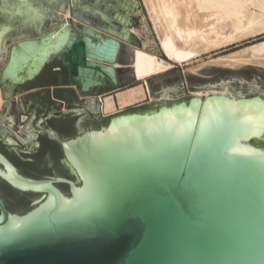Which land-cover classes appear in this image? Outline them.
Listing matches in <instances>:
<instances>
[{
  "label": "water",
  "instance_id": "1",
  "mask_svg": "<svg viewBox=\"0 0 264 264\" xmlns=\"http://www.w3.org/2000/svg\"><path fill=\"white\" fill-rule=\"evenodd\" d=\"M136 9L0 0V87L48 70L82 94L120 90ZM199 72L212 80L185 72L190 91L228 94L188 95L178 71L149 80L153 103L62 143L69 177L24 176L0 154V180L36 199L8 213L0 194V264H264V69Z\"/></svg>",
  "mask_w": 264,
  "mask_h": 264
},
{
  "label": "bare ground",
  "instance_id": "2",
  "mask_svg": "<svg viewBox=\"0 0 264 264\" xmlns=\"http://www.w3.org/2000/svg\"><path fill=\"white\" fill-rule=\"evenodd\" d=\"M142 2L159 37L165 59L142 48L126 49L128 52L124 60L128 65L123 66L120 61L116 68L132 70V76L139 84L116 94L98 98L101 113L107 117L145 101L153 103L154 98H151L148 81L164 75L176 65L191 64L214 51L264 34V0H142ZM54 12L60 13L67 20L71 17L69 9L66 14L56 9ZM119 39L124 50L125 45L122 39ZM211 63L227 68L257 66L264 69V40ZM201 68L202 66L195 67L192 71L199 74ZM191 93L198 97H209L210 93L228 94V87L225 90ZM3 104L4 98L0 90V110Z\"/></svg>",
  "mask_w": 264,
  "mask_h": 264
},
{
  "label": "flooded vegetation",
  "instance_id": "3",
  "mask_svg": "<svg viewBox=\"0 0 264 264\" xmlns=\"http://www.w3.org/2000/svg\"><path fill=\"white\" fill-rule=\"evenodd\" d=\"M61 78L67 79L68 74L47 70L23 86L0 87L4 100L24 94L21 104L12 101L2 114L0 110V154L24 176L69 177L71 173L62 164V143L77 137L81 130L105 124L101 112L92 109L91 100L96 99L98 104V96L112 90L103 87L82 94L76 87L60 85ZM21 123L24 126L20 127ZM60 188L65 191L63 188L67 187ZM0 194L8 213H26L36 200L34 196L16 192L3 180Z\"/></svg>",
  "mask_w": 264,
  "mask_h": 264
},
{
  "label": "rangeland",
  "instance_id": "4",
  "mask_svg": "<svg viewBox=\"0 0 264 264\" xmlns=\"http://www.w3.org/2000/svg\"><path fill=\"white\" fill-rule=\"evenodd\" d=\"M137 1H138L139 5H140L141 10L136 9L135 10V14L140 16V18L136 17L134 15L132 16V18H129V20L131 22H133L134 24L132 25L131 28H126V29H127V31H130V33H132L133 35H135L138 38V40L141 42V46L142 47L137 46V45H135V44H133L131 42H128V41H126V40L121 38L123 43H124V45H125V49L122 52L123 53L122 54V59H123L122 60V65L123 66L128 65L126 60H124V59H125V57L127 55V52H128L126 49L131 48V47L142 48V49H144V50H146V51L158 56L161 59H165V56H164L163 52L161 51L159 37L157 36V33L155 32V29L153 27V24H152V21H151V19L149 17V14H148V12H147L142 0H137ZM57 14H60V13H57ZM61 19H63V16H62ZM77 22L82 24V22L79 21V20ZM261 40H264V34L259 35L257 37L249 38V39L244 40V41H242L240 43H236V44L230 45V46H228L226 48H223L221 50L214 51L210 55L208 54V55L204 56L202 59L193 61L191 64H184L183 66H177L176 65V67L174 69H172L171 71L165 73L164 75H167V74H170V73L178 71L180 79H181V82H182L184 90H185V93L188 94V95H192L191 92H193V91L189 90L185 72L189 73V74H193V75H196V76H200V77L212 80V75L205 74V73H199V74L198 73H194L192 71V68H195V67L198 68L199 66H202V68H201V70H202L203 68H205L207 66V67H213V68H219V69H225V70H232V71H236V70L245 68L247 66L241 67V68H237V69L236 68H227V67H223V66H219V65L216 66V65L212 64L211 62L212 61H217V60H219L221 58H224L225 56L227 57L229 55H232V54H234V53H236V52H238L240 50H243L245 47H247V46H249V45H251V44H253L255 42L261 41ZM210 63L212 65H210ZM251 67H256V68L263 69L262 67H257V66H251ZM164 75H162V76H164ZM121 77H122V87H121L120 90L112 91L110 93H105L103 95L98 96V98L101 97V96L104 97L105 95H109V94H116V93H118L120 91H123V90H125L127 88H130V87H133V86H136V85L139 84L133 78L132 73L130 71L122 70ZM156 78H158V77H156ZM23 95L24 94H22V95L19 94L16 97L5 98L1 114L4 111L6 103L14 101L15 105H19L20 104V98H22ZM150 103H152V101H145L144 103H141V104L136 105L134 107L128 108V109L124 110L123 112L129 111V110H132V109H135V108H138V107L150 104ZM102 117H103V119L107 118V116H104L103 114H102ZM108 117H110V116H108ZM21 126H24V125L21 123L20 127Z\"/></svg>",
  "mask_w": 264,
  "mask_h": 264
}]
</instances>
